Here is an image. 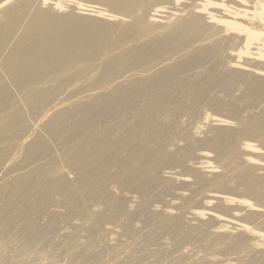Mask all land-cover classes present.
I'll use <instances>...</instances> for the list:
<instances>
[{
	"label": "bare ground",
	"instance_id": "1",
	"mask_svg": "<svg viewBox=\"0 0 264 264\" xmlns=\"http://www.w3.org/2000/svg\"><path fill=\"white\" fill-rule=\"evenodd\" d=\"M6 1L7 0H0V3H5ZM133 1L134 0H119L120 4H123L122 10L128 9L131 4L134 5L132 3ZM140 1L143 2V5L144 2H147L146 0H136V4ZM34 2L37 3L36 0H17L14 3L15 5H9L10 8L12 7L18 11V15L17 17L15 16L16 18L13 15L15 19H13L12 22L11 20L9 22V19L3 17L4 21L0 26V46L2 47V54H0V97H5V92L13 89L8 88V84H16L17 87L15 92L18 91V98L21 97L18 99L16 96L14 102H11V104H15L10 105V107L8 105L6 106L10 101L5 104V107L4 103H2L3 101L0 103V110H2L0 114V125L3 128L0 130V173H2V175H0V208L3 210H6V207L13 208L12 210L16 212V215L28 209V211L30 210L31 212L30 215L33 213L38 216V212L36 211H39V209L41 211V208L49 210L52 209V206L54 208L58 207L57 209L61 211L60 209L62 207L71 208V203L75 205L73 200L76 199V196L80 197V194L82 195L81 197H84L83 192H85V188L90 186L88 189H95L96 194L100 195L101 199L98 198L100 203L98 201L97 204L95 203V205L89 206L86 202L87 207L89 206L87 211L88 214L81 215V218H77L76 215L74 216L76 218L72 217L71 222H73V224L77 222L75 226L79 225V227L82 226L83 228V225L90 224L91 222L93 224L95 220V225L99 222L101 225L103 224L101 227L102 231L106 229L109 231L111 237L117 234L116 236H118V238L119 236L128 237V232L130 233L132 230V235L130 236L133 237L132 243L134 246L131 245L133 248L132 250L130 249V252H127L125 259L137 255L139 253L138 251L144 252L151 247L158 249H154L150 253L147 251V259H141L138 261L139 263L257 264L253 259L254 256L250 259L246 257L243 259L244 254L255 253V240L252 243V240L247 237L248 235L246 236L247 238H245V236L243 237L245 238V242H235L233 241L234 239L231 238L232 236H229L232 233L229 235L227 233H220L221 235H219V232L218 234L216 232L212 233L214 227L212 224H207V221L204 223L201 222L200 225L196 224L193 217H189L190 219H188L187 216V218H185L184 214L186 212L183 209L186 207H175L173 206V202L172 204L170 201L164 199L166 196L163 195H166L169 191L174 192L171 198L176 199V195L181 187H178V189L177 186L173 188L174 182H171L172 179L169 177L170 175L168 179L165 178L166 176H163V174L165 175V168L172 162L169 167H172V171L176 170L174 172L175 174H186L194 177L196 181L194 187L192 188L193 185L186 186L191 187L193 191V194L187 197V204H190V206L194 204L197 196L200 197L202 194H205V192L213 191L216 195L219 194V196L221 194H235V196L243 198H252L255 200L256 204L260 205V208L263 207L264 209V170L256 169L250 164H247L245 151L239 149V143L236 144V141L241 142L243 139L242 136L239 135L235 142L230 144V132H227V130H220L221 132L219 133L212 124L206 125V128L201 127L204 118L203 114L205 115L207 110L209 111V109L213 108L211 111L214 110L215 112L217 111V114L219 113L230 117L228 120L226 119L227 122L230 123L229 125L233 123L237 125L241 131L243 129L248 131L249 135L251 134V136L258 140L264 147V122H257L255 118L257 117L255 115L264 113V109L261 108L264 103L263 81L249 80L250 77L248 79L246 77L247 75H239V73L233 71L232 68L229 66L227 67V59L224 60L223 56L221 57L217 54V50L214 51V44V47L201 44L204 43V41L206 42L208 40L209 42L212 39L207 35L205 38H202L203 35L201 36V33L198 32L199 28H197L193 22L191 26L189 22L178 24L176 27L177 30L175 28L170 34L161 36L152 32V27L150 28L148 25H144L145 23L140 26L134 25L135 22H130L127 26L115 24V26H113V24H106L102 21L87 19L88 17L82 18L81 16L79 17V15L75 16L77 13L73 14V12L64 14L59 11L43 10L44 8L41 9L39 7L33 10L30 8V4ZM142 2L139 3L140 6ZM9 6L7 12L11 10ZM131 7L129 8L130 10ZM137 7H134L133 10L135 11ZM133 10L131 12H133ZM1 11L3 12V10ZM128 11L129 10L126 12ZM9 12L14 13L13 11ZM24 12H26L25 15L23 14ZM65 12L67 13V11ZM8 15L7 17L9 18ZM155 30L157 29L155 28ZM214 36L215 35H213V37ZM74 51L81 52V54L73 56L72 58L70 55H72ZM181 58H186L187 63L188 60L192 61L189 63H193L194 65L198 64L201 68L202 66L200 65L205 66L204 70L198 73L196 71L197 74L192 68L186 70V68L184 69L181 66L187 64L186 61L180 66H175L174 64L176 61H181L179 60ZM63 59H67L68 62L64 63ZM41 65H44V67H55V71H39L37 70L38 68L35 69L34 67H30L31 70L28 69L29 66L39 67ZM64 65L65 67L63 68L62 66ZM198 68L197 70H199ZM26 69H28V76L36 78L38 76H43V78L49 77L48 74H56V76L59 77L58 75L63 76L64 74H68L71 70H78L76 71L77 75L87 77L90 81L93 77L96 78L99 76L96 82L91 85L90 88H87L89 89L87 91L97 93L109 91L112 92V94L93 96L90 104H87L88 106H85V109H83L84 106L80 105L82 102H80V104L78 103L80 100L74 105H72V102L70 106L68 104L69 107H66L65 104L71 98H79V93L73 94L77 96L71 95L70 97L62 94L66 87L64 86L67 83L66 80L57 78L49 80L48 78L42 79V77V80H40L38 77L39 80L28 79L26 81L25 79L27 77L25 79L21 78L22 74H25ZM56 69H62V71H57ZM175 75L176 77H174ZM64 77L66 76L64 75ZM49 78H52V76ZM73 79L77 80L76 84H78L84 78L74 77ZM55 82L57 86L54 87L57 89L54 87L44 89V87H42V85L44 86L48 83ZM37 91L44 92V94L50 93L51 96L39 98L37 100L38 104L34 105V100L38 93ZM25 92L26 94H24ZM56 92L60 94H56ZM251 98H253V100ZM256 98H258V100L254 101ZM256 104H258V107H255ZM81 109L82 111H80ZM79 111L80 114L78 113ZM5 112L7 113L3 115ZM39 112L44 115L42 114L43 116L41 117L38 114L39 117L37 115ZM24 113L26 117L23 116ZM104 119L109 121V123L107 122L108 125H101V122H105ZM203 133H207V135L201 136ZM208 135H210V137H207ZM27 136H30V138L27 139ZM27 140H29L28 144H25ZM195 142H197L196 144L200 143L199 145L201 147L199 148L212 149L213 145L217 146L213 148L218 150L214 151V160L221 168L220 173L213 175L206 174L208 175L207 177L201 170L195 169L188 171L182 169L185 163L187 164L190 162V155H192L193 151H196V147L192 146ZM48 144L50 147L51 144L53 145L52 149H54V147L56 149L62 148V150H57L60 151L61 154H57V156L54 157L55 154L53 156L54 158H49L50 160H44L46 161L45 163L39 164L33 174L35 177L33 178V175L29 174L32 175L31 177L33 179L30 178L29 175V177H19L14 171L7 173L6 167L15 162L16 159L19 161L22 155V159H25L24 161L28 159L26 162H28L30 158H35V155L38 158L41 154L40 153L38 156V152ZM220 146H222V152ZM44 149L41 150V152L44 151ZM45 151H47V155H49L48 149H45ZM100 155H102V157ZM261 156L262 159H264V152ZM18 157L20 159H18ZM100 158L104 160L101 161ZM37 162L36 165L40 163ZM31 163L34 162L32 161ZM18 165L11 169H16L19 167ZM29 165L32 166V164ZM54 167H60L61 171L65 172L63 176L66 175V172H72L76 178L82 177L79 184L81 185L79 187L81 189L74 188V182L70 181L69 175L68 177L70 180L67 179V181L62 178V173H60V179L57 177V180L55 178L52 180L51 178L53 177H50V173ZM31 170L32 169H30L29 172ZM87 172H90L92 175L95 173V175H98L101 179L98 177L100 180L97 181L91 174L92 177L87 178L90 176L86 175ZM85 175L87 179L84 178ZM70 176L72 178V175ZM89 179H91V181ZM68 180L72 183L70 184L73 187L67 183ZM78 180L80 181V179ZM131 180H134L136 183L138 182L136 187L131 186ZM79 181L76 180L75 183ZM8 190L11 192L9 199H1V196L5 194V192H7V196H9ZM26 190L27 195H29L28 197L24 196ZM89 191L88 194H90ZM187 191H191L190 188H187ZM22 194L25 199L23 198L24 200L19 204L18 201L20 202V196H22ZM187 194H189V192H187ZM92 195L94 196V192ZM92 195L91 197L89 195V197H98V195H95V197H92ZM168 195L170 194H167V196ZM83 202H85V198L81 204ZM180 204L178 205H183ZM79 205L77 204V206ZM82 205L79 207H82ZM156 205L160 207V211H151L150 208ZM202 205L203 204H201V206ZM222 206L221 203H218L217 208L214 207V209H216L215 211H220L221 214L224 211L227 212V209H224ZM171 208L177 211L173 214L169 211ZM44 209V213L47 212ZM5 210L4 212L7 215ZM9 210L10 209H8V211ZM79 211L80 213L77 212L78 215L81 214L82 211L84 212L83 214L86 213V210ZM163 211H165V214H161ZM226 212H224V214ZM231 212H233V210ZM49 213L47 212L48 216ZM228 213L226 215L230 216ZM51 214L54 217L52 212L50 215ZM65 214L66 213L60 214L59 212L55 214L58 222L60 221L64 226L66 224L65 216L67 215ZM2 215L4 216L3 213ZM12 215H15V213ZM12 215L9 219L12 218ZM27 215H29V213ZM39 215L41 214L39 213ZM23 216H19V218L21 219ZM43 216L41 218L45 217ZM68 216H71V214L69 213ZM35 217L36 216H34V218ZM49 217L48 222L53 221L52 219L49 221ZM14 218H12V220ZM23 218L26 219L25 217ZM41 218H37L36 220L39 221L38 219ZM239 218L245 222L243 223L245 226L249 227L255 225L251 222L252 220L259 222V226L256 225L253 228H264V211L262 213L256 211L255 214L246 213ZM176 220H179L183 223V226L185 225L187 227L184 226L186 229L180 231L181 233L183 232L182 234L177 233L178 229H173V227L177 226ZM6 221L7 219L2 217L0 220V227L6 225ZM32 221H34V219ZM32 221L30 223H32ZM44 221L47 222V220ZM134 221H136V225L130 228L129 224ZM179 221L178 223H180ZM9 222L10 221H8V224ZM20 222H18V225ZM25 223L27 225L28 222L25 221ZM61 223H59L58 226H60ZM181 223L179 225H181ZM36 224L33 222V227ZM51 224L53 223L51 222ZM54 224L56 223L54 222ZM20 226L21 225L18 227ZM87 226L89 227V225ZM72 227L73 225L71 227L68 225L67 228L65 226L66 232L71 233V231H74ZM171 230H173L172 233L176 231L175 234L179 235V237H183L185 240L180 241V239H178V241H176L173 239L172 241L167 239L173 238L171 237L172 235L174 236ZM234 230L237 231L235 228ZM61 231L64 232L65 230L63 229ZM159 231L161 234H164V236L153 237L152 233ZM105 232L101 233L100 231L103 235ZM239 232L240 233L236 235H243L241 231ZM22 233L23 235L19 236L26 241V238H23L24 232ZM1 235L2 234H0V237ZM79 237L83 240L86 239L85 236ZM106 237H108V235ZM19 238L17 236V239ZM121 238H119V240ZM17 239L15 240L16 243ZM97 240L94 242H97ZM116 240L118 241V239ZM238 240L240 241L239 237ZM94 242L86 241V243L89 244H87L89 248L90 246L92 247V250V243ZM120 242L121 241H119V244ZM10 244L13 245V243ZM119 244L117 247H119ZM125 245L124 247H122V245L120 246L121 248L119 247L120 252L125 248ZM9 246L10 245L6 248ZM96 247L97 249L98 247L101 249L99 244ZM2 249L3 248L0 246V251H2ZM86 249H88V247H86ZM136 252L138 253L136 254ZM94 253L100 254V251L98 250V252ZM123 253L124 252H122V254ZM7 254L9 255V253ZM179 254L181 257H179ZM116 255L117 254L113 255V257ZM174 255H178L177 259H173ZM93 257L94 256L90 258ZM148 258L150 260H148ZM128 260H130V258L127 260H119L118 264H131L132 262L129 263ZM86 262L83 261L82 264H86Z\"/></svg>",
	"mask_w": 264,
	"mask_h": 264
},
{
	"label": "rangeland",
	"instance_id": "2",
	"mask_svg": "<svg viewBox=\"0 0 264 264\" xmlns=\"http://www.w3.org/2000/svg\"><path fill=\"white\" fill-rule=\"evenodd\" d=\"M17 1V0H7L5 3H0V11L1 10H3V12L1 11L0 12V26L2 25V23H3V21H4V18L5 19H9V22H10V20H11V22H12V20L13 19H15L16 17H17V15H18V11H16L14 8H10V6H12V5H15L14 3ZM37 1V3L36 2H34V3H31L30 4V8L31 9H35L36 7H39V8H41V9H43V10H51V11H59V12H63L64 14H68V12H73V14L75 13H77L75 16H78L79 15V17L81 16L82 18L84 17V18H87V19H94V20H96V21H102V22H105L106 24H113V26H115V25H119V26H121V25H129V23L130 22H135L134 23V25H143L144 23V25H148L150 28L152 27V29H154V30H152L151 29V31L152 32H155V33H157V34H159V35H161V36H165V35H168V34H170V32L171 31H173L177 26H178V24H183V22H189V24H190V26H191V24H192V22L194 23V25L195 26H197V28H199V30H198V32H200L201 33V36H202V38H205L206 37V35L207 36H209L212 40L211 41H209L208 42V40L205 42L204 41V43H201V44H205V46H213V44H214V51H216L217 50V54H219V56H223V59L224 60H226L227 61V67L229 66L230 68H232V70L233 71H235L236 73H239V75H241V74H243L242 76H244V75H247L246 77L249 79V77H250V79L249 80H257V81H259V82H262L263 81V83H264V0H146L147 2L145 3L144 2V5H143V2L142 1H140V2H142L141 4V6L139 5V3H137L136 4V0H134L132 3L134 4V5H130V7H131V10L128 8V9H126V10H122V5L123 4H120V2H119V0H36ZM145 1V0H144ZM11 3H13V4H11ZM9 6V9H11V10H9V11H13L14 13H16V14H14V13H10L9 11L7 12V8H8V6ZM36 5H38V6H36ZM7 6V7H6ZM32 6V7H31ZM42 6V7H41ZM139 8H138V7ZM3 7H5V8H3ZM134 7H137L136 9H135V11L133 10V8ZM3 8V9H2ZM5 9V10H4ZM71 10V11H70ZM74 10V11H73ZM127 10H129L128 12H126ZM133 10V12H131ZM65 11H67V13L65 12ZM127 14H126V13ZM135 12V13H134ZM9 15H8V14ZM129 13V14H128ZM131 13V14H130ZM132 13H134V14H132ZM5 14H6V16H5ZM24 15L26 14V12H24L23 13ZM7 15L9 16V18L7 17ZM12 15V16H11ZM13 15H14V17H13ZM127 15H129V16H127ZM4 17V18H3ZM11 17V18H10ZM90 17V18H89ZM132 17V18H131ZM103 19V20H102ZM122 22V23H121ZM138 22H140V23H138ZM143 22V23H142ZM182 22V23H181ZM138 23V24H137ZM147 23V24H146ZM115 24V25H114ZM138 26V27H139ZM155 28L157 29V30H155ZM194 29V28H193ZM176 30H177V28H176ZM216 32V33H215ZM214 33V34H213ZM156 34V35H157ZM213 35H215L214 37H213ZM215 39V40H214ZM221 43V44H220ZM207 44V45H206ZM216 44V45H215ZM221 45V46H220ZM224 47V48H223ZM217 48V49H216ZM0 54H2V47L0 46ZM219 49V50H218ZM222 50V51H221ZM10 54V53H9ZM81 54V52H78V51H74V53L72 54V55H70V56H72V58H73V56H78V55H80ZM183 58V57H182ZM179 59V60H181V61H176V63L174 64L175 66H180L182 63H184L185 61H186V63H187V60H186V58H184V59ZM63 62L64 63H67L68 62V60L66 59H63ZM189 62H192V61H189L188 60V63L187 64H184V65H181L184 69L186 68V70L188 69V68H192L193 69V71L196 73V71H197V73L199 72V71H201V70H204V67L205 66H203V65H200V66H202V68L201 67H199L198 66V64H193V63H189ZM191 65V66H190ZM193 65V66H192ZM30 67H34L35 69H37V70H39V71H55L54 69H55V67H49V66H46V67H44V65H41V66H29L28 67V69H30L31 70V68ZM44 67V68H43ZM63 68L65 67V65L64 66H62ZM199 67V68H198ZM197 68L199 69V70H197ZM201 68V69H200ZM28 69H26V71H25V74L23 73L22 74V76H21V78H26L25 80L27 81L28 79H35V80H42V79H53V78H57V79H61V80H66L67 81V83H66V85H64V86H66L65 88H64V92L62 93L64 96H77V95H73V94H75V93H79L78 94V96H79V98L78 99H74V98H71L65 105H66V107H69L71 104H72V102H73V104L72 105H74L78 100H80L78 103L80 104V102H82V104H80L81 106H84L83 107V109H85L89 104H90V102H91V98L93 97V96H104V95H108V94H112V92H91V91H87V90H89V89H87V88H90L91 87V85H93L95 82H96V79L99 77H93V78H95V79H91V81L89 80V78H87V77H81V76H79V75H77V73H76V71H78V70H71V71H69V73L68 74H64L66 77H64V75L63 76H61V75H58L59 77H57L56 76V74L55 75H53V74H48L49 75V77H51L52 76V78H49V77H44L43 78V76H38L39 77V79H38V77L36 78V77H33V76H28L29 74H27L28 73ZM57 70V69H56ZM57 71H62V69H58ZM63 71H64V69H63ZM65 73V72H64ZM76 73V74H75ZM196 73V74H197ZM47 75V76H48ZM41 77H42V79H41ZM61 77V78H60ZM74 77H76V78H84V79H82L78 84H76V81L77 80H74L73 78ZM174 77H176V75L174 76ZM3 78V77H2ZM63 78V79H62ZM67 78V79H66ZM252 78V79H251ZM86 79V80H85ZM260 80H262V81H260ZM72 81V82H71ZM74 81V82H73ZM82 81H84V82H82ZM87 81V82H86ZM70 82V83H69ZM81 82H82V85H81ZM182 82H183V80H182ZM42 83V82H41ZM85 83V84H84ZM43 84V83H42ZM80 84V85H79ZM12 85V86H11ZM8 84L7 86H8V88H10V89H12V90H14V91H8V92H5V94H6V96H5V94H4V96L6 97H0L1 98V100H0V103L2 102V103H4V107H5V104L6 103H8L9 101H10V103H8V104H6V106L8 105L9 107H10V105H13V104H15V103H12L11 104V102H14V99H16V96H17V98L19 97L18 96V94H19V92L18 91H16L15 92V89H16V87H17V85L16 84ZM14 85H15V87H14ZM76 87H75V86ZM54 86H57V83L55 82V83H48L47 85H42V87H44V89H46V88H52V87H54ZM75 87V88H74ZM79 87V88H78ZM55 89H57L56 87H54ZM53 88V89H54ZM78 88V89H77ZM85 89H86V91H85ZM77 90V91H76ZM83 90V91H82ZM85 91V92H84ZM38 92V93H37ZM37 92H35V93H37L36 94V98H35V100H34V105H37L38 103H37V100L39 99V98H43L44 96H51V94L50 93H46V94H44V92H39V91H37ZM66 92H67V94H66ZM71 92V93H70ZM16 93V94H15ZM18 93V94H17ZM81 93V94H80ZM85 93V94H84ZM88 93V94H87ZM94 93V94H93ZM0 94H1V92H0ZM9 94V95H8ZM13 94V95H12ZM24 94H26V92L24 93ZM40 94V95H39ZM56 94H60V93H58V92H56ZM84 95H86V96H84ZM10 96V97H9ZM11 96H14V97H11ZM84 96V97H83ZM9 97V98H8ZM89 97V98H88ZM21 98V97H20ZM20 98H18V99H20ZM84 98V99H83ZM90 99V100H89ZM252 100H253V98H251ZM84 100V101H83ZM86 100V101H85ZM255 100H258V98H256V99H254V101ZM50 101H51V99H50ZM50 101H49V103H50ZM75 101V102H74ZM87 102V103H86ZM253 102V101H252ZM264 102V101H263ZM51 103H52V101H51ZM68 104H69V106H68ZM88 104V105H87ZM65 105H64V107H65ZM86 106V107H85ZM65 107V108H66ZM255 107H258V104H256L255 105ZM261 108L262 109H264V103L262 104V106H261ZM213 109V108H212ZM212 109H209V111H211ZM62 110V109H61ZM1 111L2 110H0V114H1ZM80 111H82V109L80 110ZM80 111L78 112L79 114H80ZM208 110L205 112V115L203 114V121H202V123H201V127H207L209 124H212L213 126H214V128H215V130H218V132L220 133L221 131L220 130H227V132H230V137H229V142H230V144H233L234 142H235V140H236V138L240 135V136H242V140H241V142L240 141H236V144L237 143H239L238 144V146H240L239 147V149H243L244 151H245V159H246V162H247V164H250L251 166H253V167H255L256 169H262V170H264V159H262V154H263V152H264V147L262 146V144L258 141V140H256V139H254L252 136H251V134L249 135V132L248 131H246V130H240L239 129V127L237 126V125H234L233 123L231 124V125H229L230 123L229 122H227V120H228V118H230V117H228V116H226V115H223V114H217V111L215 112L214 110L213 111H211V112H209ZM213 112V113H212ZM7 112H5V113H3V115H5ZM40 115L41 117L44 115L43 113H37V115ZM43 114V115H42ZM38 115V116H39ZM23 116H25V113L23 114ZM39 116V117H40ZM255 116H257V117H255L256 118V120H257V122H264L263 120H264V113L263 114H257V115H255ZM26 117V116H25ZM216 117V118H215ZM213 118H215V119H213ZM227 119V120H226ZM105 120V122L103 121V123L101 122V125H108V123H109V121L107 120L106 121V119H104ZM108 122V123H107ZM107 123V124H106ZM3 125V124H2ZM207 125V126H206ZM18 127V126H17ZM1 129H3L2 128V126L0 125V130ZM237 130V131H236ZM233 131V132H232ZM206 132H207V130H206ZM247 132V133H246ZM207 135V133H203L201 136H206ZM244 135V136H243ZM248 135V136H247ZM207 137H210V135H208ZM252 137V138H251ZM27 139L28 138H30V136H27L26 137ZM250 138V139H249ZM245 139H247V140H245ZM28 141L29 140H27V142L25 143V144H28ZM227 141H228V139H227ZM197 142H195L194 143V145H192V146H195L196 148V151L194 150L193 151V153H192V155H190L191 156V158L189 159V161L191 162H188V161H186V162H188L189 163V165H188V163L186 164L185 163V165H184V167L182 168V169H184V170H188V171H192V170H201V172L203 173V174H217V173H220V171H221V168L215 163V160H214V156H215V153H214V151H218V150H216V149H213V148H216L217 146H212V149H208V148H199V147H201L199 144L201 143V141H200V143L199 144H196ZM48 148H47V147ZM46 146H44V148L47 150L48 149V154L49 155H47V151H45V149H44V151H42L41 152V150H43V149H41L39 152H38V156H39V154L41 153V154H43V155H41L40 154V156L38 157L39 158V161H38V158L36 157V155L34 156L35 158H30V160L28 161V162H26V161H24L22 158H23V155H22V157H21V159L18 157V159H20L19 161L16 159L15 160V162H13V163H11L9 166H7L6 167V170H7V173H9L10 171H14V173L17 175V176H22V177H24V176H27V177H29L30 176V178H32L31 176L35 173L34 171L37 169V166L39 165V164H41V163H45L46 161H44V160H47V159H52V157L54 156V157H56L57 156V154L59 155V154H61V152L60 151H57L58 149L59 150H62V148H58V149H56L55 147H54V149H52L53 148V145L51 144V147H50V145L48 144V145H46ZM181 147H184V146H181ZM221 148H220V150H221V152H222V146H220ZM263 147V148H262ZM51 148V149H50ZM185 148V147H184ZM187 148V147H186ZM51 150H52V152H51ZM58 152V153H57ZM260 152V153H259ZM52 153V154H51ZM63 153V152H62ZM262 153V154H261ZM51 154V155H50ZM43 156V157H42ZM45 156V157H44ZM47 156V157H46ZM49 156V157H48ZM101 157H102V155H100ZM99 156V157H100ZM193 156V157H192ZM256 156V157H255ZM41 157H42V159H41ZM53 157V158H54ZM98 157V158H99ZM261 157V158H260ZM49 159V160H50ZM101 159V158H100ZM48 160V161H49ZM104 160V159H103ZM102 159H101V161H103ZM17 161V162H16ZM25 163V165H24V163ZM34 162V163H31V162ZM38 161V162H40V163H38L37 165H36V162ZM15 163V164H14ZM172 163V162H171ZM171 163L170 164H168L167 165V167L165 168V171H164V173H165V175L163 174V176H166L165 178H168L169 179V177L172 179V183H173V188H175L176 186H177V189H178V187H181V189L179 190V192H178V194L176 195V197L178 198H176V199H173V198H171L172 197V194L174 193L173 191H169V192H167V194H170V195H168L167 196V194L166 195H163V196H166V198L164 197V199H166L167 201H170L172 204H173V206H175V207H180V208H184V207H186V208H184L183 210L186 212L185 214H184V216H185V218H187V216H188V219H190V218H194V222L196 223V224H201V222L202 223H204V222H206L207 221V224H212V226H214L213 227V229H212V233H214V232H216L217 234H218V232H219V235H221L220 233H224V234H230V233H232V234H230L229 236H232L231 238L232 239H234L233 241H235V242H245V238H247V237H249L251 240H252V243H253V241L255 240V253L254 254H252V253H246V254H244V256H243V259L246 257L247 259H250L251 257H253L254 256V260H255V263L257 262V264H263L264 263V228H261V227H256V228H253V227H255L256 225H258L259 226V222H255V221H252L251 220V222H253L255 225H253V226H245V225H243V223H245L244 221H242L241 220V218H239V217H242L244 214H246V213H249V214H255L256 213V211H258L259 213L261 212H263L264 211V209H263V207L262 208H260V205H258V204H256V202H255V200H253L252 198H249V197H245V198H243V197H239V196H235V194L233 195V194H221L220 196H219V194H217L216 195V193H214L213 191L212 192H205V194H202L200 197L199 196H197V198H196V200L194 201V204L192 205L191 204V206H190V204H187L188 202H187V197H189V196H191L192 194H193V191H192V188L194 187V185L196 184V181L194 180V177L193 176H189V175H179V174H175L174 172L176 171L175 169H173V170H175V171H172V167H169L170 165H171ZM193 163V164H192ZM14 164V165H13ZM19 164V165H18ZM23 164V165H22ZM28 166H27V165ZM29 164H32V166L31 165H29ZM34 164V165H33ZM254 164V165H253ZM16 165H18L19 167H15L16 169H11L12 167H14V166H16ZM35 165H36V168H35ZM257 165V166H256ZM21 166V167H20ZM34 166V167H33ZM173 166V165H172ZM189 166V167H188ZM262 166V167H261ZM27 167V168H26ZM28 167H29V170L30 169H32L30 172H32V173H30L29 172V170H28ZM31 167V168H30ZM33 167V168H32ZM169 167V168H168ZM194 167V168H193ZM8 168H10V169H8ZM19 168V169H18ZM168 168V169H167ZM189 168H191V169H189ZM26 169H27V171H26ZM56 171H55V170ZM54 169L52 168V170H51V173H50V177L52 176L53 178H51L52 180H54V178L56 179L57 177H59V179L61 178V174L60 173H62V178H64L66 181H67V179H69V177H70V181L71 182H74L73 184V186H74V188H76V189H81V188H79L81 185H79L80 184V182H81V180H82V177L80 178V177H78V178H76V176L75 175H73L72 174V172H66V175H64L63 176V174H65V172H62L61 171V168L60 167H54ZM167 169V170H166ZM170 169V170H169ZM5 170V171H6ZM9 170V171H8ZM20 170H23V171H25V172H23V171H20ZM54 170V171H53ZM58 170V171H57ZM59 171H61V172H59ZM19 174H18V173ZM22 172V173H21ZM52 172H54V173H52ZM59 172V173H58ZM3 173H5V172H3ZM6 173V174H7ZM70 173V174H69ZM88 173V174H87ZM86 173V175L87 176H89L91 173L90 172H87ZM5 174V175H6ZM24 174H26V175H24ZM29 174H32V175H29ZM60 174V175H59ZM174 175V177H173V175ZM0 175H2V173H0ZM29 175V176H28ZM54 175V176H53ZM68 175H69V177H68ZM70 175H72V178H71V176ZM86 175H85V177L84 178H86ZM92 175V174H91ZM89 176V177H87V178H90V177H92V176H94V178L97 180V181H99L100 179H101V177H99L98 175H95V173H93V175L92 176ZM170 175V176H169ZM175 175H178V176H175ZM75 176V177H74ZM97 176V177H96ZM169 176V177H168ZM207 177H208V175H206ZM35 176L33 175V178H34ZM66 177H68V178H66ZM100 179H99V178ZM32 178V179H33ZM73 178H74V180H73ZM86 178V179H87ZM77 181H79L78 179H80V181L79 182H77V183H75L76 182V180ZM109 179V178H108ZM57 180V179H56ZM69 180H68V182L67 183H71V182H69ZM90 181H91V179H89ZM132 181V180H131ZM130 181V182H131ZM135 181H137V180H135ZM172 183H171V187H172ZM72 184V183H71ZM70 184V185H71ZM134 184H136V185H134ZM137 184H138V182L136 183V182H134V180L131 182V186H133V187H136L137 186ZM174 184H175V186H174ZM193 185V186H192ZM72 186V185H71ZM72 186V187H73ZM76 186V187H75ZM92 186V185H91ZM186 186H192V188L191 187H186ZM90 186H88L87 188H85L86 190H85V192H83V196L84 197H81L82 195H80L79 194V196L80 197H78V196H76V199H74V197H73V203L75 204V205H73L72 203H71V205H72V207L70 208H68V207H66V208H68L69 209V211H71V212H69L68 211V209H66V208H61L60 206V210L61 211H59L57 208L58 207H53L52 206V209H49V210H46V209H44V208H41V211H40V209H39V211H36V212H38L37 214H38V216H40V217H38L37 215H35V214H33V216H32V214L30 215V210L28 211V209H26V210H23V212L21 213H18L19 215H16V212L14 211V210H12L13 208H9V207H6V212H7V215H6V213L4 212V210L3 209H1L0 208V210H1V213H0V218L2 219V217L4 218H6L7 219V221H6V225H2L1 227H0V232H2V233H0V234H2L1 235V239H0V246H1V248H3L2 249V251H0L1 253H0V259L2 260H0V264H82V262L84 261V262H86V264H108V263H110V264H118V262H119V260H127L128 258H130V260H128V262L130 263V262H132L131 264H138L139 262V260H146L147 258L146 257H148L147 256V251H149V253L151 252V251H153L154 249H158V248H151L150 247V249H148V250H145L144 252H140V251H138V252H136V254L137 255H135V256H133V257H128L127 259H125L126 258V254H127V252L129 251H131L132 250V248H133V243H132V239H133V237L132 236H130V235H132V230L130 231V233L128 232V237L126 236V237H122V236H119V238H121L120 240H119V238H118V236H116L117 234H115V236H116V238H115V236L114 237H111L110 235H109V231L108 230H106V232L108 233H106L105 232V230L104 231H102V225H101V223L99 224V223H97V225H95V223L96 222H94L93 221V224H92V222L89 224H86V225H83V228H84V231H83V228H82V226H80L79 227V225H77V226H75L76 225V223H74L73 224V222H71V220H72V217L73 218H76V217H74V216H76L77 215V218H81V215L83 216V215H86V214H88V209H89V206L90 205H95V203L97 204V202L99 201V203H100V200L98 199V198H100L101 199V197H100V195L99 194H96V192H95V189H92V190H90V189H88ZM184 187H186V188H184ZM187 188H190V190L191 191H187ZM74 190V189H73ZM90 192V194H88V191ZM87 191V192H86ZM94 192V196L92 195L93 194V192ZM187 192H189V194H187ZM24 194V193H23ZM23 194H22V196H20V202L18 201V203L19 204H21L22 202L21 201H23L24 199H25V197L24 196H29V195H27V190L25 191V194H24V196H23ZM85 194V195H84ZM88 194V195H87ZM3 195H4V197H3ZM1 197V199H3V200H5V199H9V197H10V195H11V192L8 190V195L9 196H7V192H5V194H3ZM33 195H35V194H33ZM76 195V194H75ZM77 195H78V193H77ZM87 195V196H86ZM89 195H90V197H91V195H92V197H95V195H98V197L96 196L95 198H90L89 197ZM188 195V196H187ZM203 195H206V196H203ZM8 198H7V197ZM229 196V197H228ZM77 197H78V199H77ZM86 197H89V198H86ZM196 197V196H195ZM201 197H203V198H201ZM220 197V198H219ZM24 198V199H23ZM34 198V197H33ZM54 198V197H53ZM84 198H85V202H83L82 204H81V202L82 201H84ZM185 198V199H184ZM225 198V199H224ZM55 199V198H54ZM88 199V200H87ZM183 199V200H182ZM76 200V201H75ZM87 200V201H86ZM91 200H93V201H91ZM97 200V201H96ZM79 201V202H78ZM89 201H91L92 203H94V204H92L91 202H89ZM94 201H96V202H94ZM183 203H182V202ZM197 201V202H196ZM88 204H87V203ZM79 205H82V207H79V206H77V204ZM176 203H178V204H183L182 206H179L178 204H176ZM218 203H221L223 206V208L224 209H227V212L226 211H224V212H226L225 214H224V212H222V214H224V215H222L221 214V212L220 211H215L216 209H214V207H216L217 208V205H218ZM224 203V204H223ZM235 203V204H234ZM250 203V204H249ZM89 205L88 207H87V205ZM180 204V205H181ZM188 206H187V205ZM201 204H203L202 206H201ZM85 208H84V207ZM91 206V207H92ZM198 206V207H197ZM199 206H201V207H199ZM87 207V208H86ZM90 207V208H91ZM189 207V208H188ZM192 207V208H191ZM203 207V208H202ZM206 207H207V210H206ZM209 207H210V209H209ZM229 207V208H228ZM74 210H73V209ZM191 208V209H190ZM213 210H212V209ZM246 208V209H245ZM8 209H10L11 211H12V214L13 213H15V215H12L11 214V211L9 210L8 211ZM43 209L45 210V211H47L48 213L50 212H52L53 213V215H54V217L52 216V214L50 215V213H49V216L47 215V212H45L44 213V211H43ZM64 209H66V210H64ZM151 209V211H153V212H158V211H160V207L159 206H154V207H152V208H150ZM190 209V210H189ZM230 209H232L233 210V212H231L232 210H230ZM263 209V210H262ZM2 210H3V212H2ZM58 210V211H57ZM64 210V211H63ZM79 210H86L85 212V214H83L84 212L82 211V213L81 214H79L78 215V213L77 212H79L80 213V211ZM188 210V211H187ZM200 210V211H199ZM229 210V211H228ZM25 211V212H24ZM63 211V212H62ZM67 211H68V214H67ZM73 211V212H72ZM76 211V212H75ZM167 211V210H166ZM171 213H173L174 214V212H176L177 210H174L173 208H171V210H169ZM179 211V210H178ZM206 211V212H205ZM251 211V212H250ZM8 212H10V213H8ZM35 212V213H36ZM42 212V213H41ZM66 213L65 215V221H66V224H65V226H66V228L68 227V225L71 227L72 225H73V227L72 228H74L73 230L74 231H71V233H73V234H71L70 232H66V228H65V226L64 225H62V223L59 221L58 222V220H57V218H56V216H55V214L56 213ZM74 212H75V214H74ZM125 212V211H124ZM203 212V213H202ZM229 212V213H228ZM232 214H231V213ZM2 213L4 214V216L2 215ZM29 213V215H27ZM39 213L44 217V218H41L42 216L41 215H39ZM69 213L71 214V216H68L69 215ZM165 214V211H163L161 214ZM192 213V214H191ZM220 213V214H219ZM229 214L230 216H227L226 214ZM9 214V215H8ZM24 216H23V215ZM72 214H74V215H72ZM187 214V215H186ZM8 217H6V216ZM12 215V218H14L13 220H12V218L11 219H9L10 218V216ZM200 215H202V216H200ZM19 216L21 217V216H23V217H25L26 219H29V218H31V219H29V220H26V219H24L23 217L20 219L19 218ZM31 216V217H30ZM34 216H36L35 218H34ZM52 216V217H51ZM239 216V217H238ZM28 217V218H27ZM32 217H33V219H34V221H32L33 219H32ZM48 217L50 218L49 219V221H51V219L53 220V221H51L53 224H51V222H48ZM190 217V218H189ZM37 218H41V219H38L39 221H37L36 219ZM71 218V219H70ZM239 218V219H238ZM0 219V220H1ZM21 221H19V220ZM54 219H56V220H54ZM67 219H68V221H67ZM198 220V221H196V220ZM212 219V220H211ZM44 220H47V222L46 221H44ZM239 220H241V221H239ZM8 221H10L9 222V224H8ZM14 221H15V223H14ZM25 221H27L28 223H27V225H26V223H25ZM32 221V223H30ZM43 221H44V223H43ZM71 222V224H70V222ZM177 221V226L176 227H173V229L175 228V229H178V231H177V233L178 234H182L180 231H184L186 228L183 226V223H181L179 220H176ZM178 221L181 223V225H179L180 223H178ZM199 221H200V223H199ZM13 222V223H12ZM18 222H20L19 223V225H21L20 227H18L19 225H18ZM24 222V223H23ZM33 222H34V224H36L37 222V224L36 225H34V227H33ZM46 222V223H45ZM54 222L57 224H54ZM67 222H68V225H67ZM210 222V223H209ZM215 222V223H214ZM11 223V224H10ZM22 223V224H21ZM30 223V224H29ZM41 223V224H40ZM43 223V224H42ZM47 223H49V224H47ZM59 223H61L60 224V226H58L59 225ZM47 224V225H46ZM92 224V225H91ZM176 224V223H175ZM214 224V225H213ZM232 224H234V225H232ZM25 225V226H24ZM62 225V226H61ZM87 225H89V227L87 226ZM100 227H99V226ZM134 225H136V221H134V222H132L131 224H129V226H130V228H131V226L132 227H134ZM220 225V226H219ZM4 226V227H3ZM7 226V227H6ZM9 226V227H8ZM12 226V227H11ZM24 226V227H23ZM28 226V227H27ZM31 226H32V228H31ZM46 226V227H45ZM85 226V227H84ZM95 226V227H94ZM98 226V227H97ZM179 226V227H178ZM216 226H218V227H216ZM16 227V228H15ZM25 227H26V229H28V230H26L25 229ZM91 227V228H90ZM216 227V228H215ZM238 227H240V228H238ZM251 227V228H250ZM1 228H4V229H1ZM23 228V229H22ZM34 228V229H33ZM49 228V229H48ZM60 228V229H59ZM88 228V229H87ZM98 228V229H97ZM103 228H104V226H103ZM172 228V227H171ZM182 228V229H181ZM184 228V229H183ZM234 228L235 229H237V231H235L234 230ZM23 231H22V230ZM25 229V230H24ZM30 229V230H29ZM48 229V230H47ZM59 229V230H58ZM65 230L64 232L63 231H61V230ZM79 229V230H78ZM32 230H34V231H32ZM36 230V231H35ZM252 230V231H251ZM256 230V231H255ZM27 231V232H26ZM31 231V232H30ZM93 231V232H92ZM97 231V232H96ZM100 231H101V233L103 232H105V236L103 235V234H101L100 233ZM239 231H241V233H243V235H236V234H239L240 232ZM245 231V232H244ZM22 232H24V236H23V238H26V241H25V239H22L20 236L21 235H23V233ZM34 232V233H33ZM54 232H55V234H54ZM76 232V233H75ZM88 232V233H87ZM173 232V230H171V233ZM175 233H176V231H174ZM27 233V234H26ZM31 235H30V234ZM63 233V234H62ZM69 233V234H68ZM82 233H83V235H82ZM86 235H85V234ZM98 233H100V234H98ZM161 234V232L159 231V232H156V233H152L153 234V237H161V236H164V234ZM175 233H172V234H174V236H178V237H174L173 235L171 236V237H173V238H167V239H170V240H172L173 241V239L174 240H176V241H178V239H180V241H182V240H185L183 237H179V235H176ZM235 233V234H234ZM58 234H59V236H58ZM108 235V237H106L107 235ZM246 234V235H245ZM6 237H5V236ZM12 235V236H11ZM20 235V236H19ZM29 235V236H28ZM61 235V236H60ZM99 235V236H98ZM103 235V236H102ZM234 235H235V237H234ZM248 235V236H247ZM250 235V236H249ZM15 236V237H14ZM17 236H18V238L19 239H17ZM50 236V237H49ZM52 236H53V238H52ZM79 236H85V240L86 241H92V242H94V241H96L97 239H99V240H97V242H94V243H92V246H93V250H92V247L90 246V248H89V244L88 243H86V241L85 240H83V239H81ZM92 238H90V237ZM98 236V237H97ZM101 236V237H100ZM245 236V238H243ZM247 236V237H246ZM61 237V238H60ZM81 239H79V238ZM97 237V238H96ZM104 237V238H103ZM237 237V238H236ZM238 237L240 238V241L238 240ZM70 240H69V239ZM95 238V239H94ZM114 238V239H113ZM242 238H243V241H242ZM5 240V241H3V240ZM14 239V240H13ZM17 239V243H16V240ZM94 239V240H93ZM106 239V240H105ZM116 239H118V241L116 240ZM130 239V240H129ZM34 240V241H33ZM57 240V241H56ZM69 240V241H68ZM80 240V241H79ZM115 240V241H114ZM67 241V242H66ZM83 241V242H82ZM117 241V242H116ZM119 241H121L120 242V244H119ZM15 242V243H14ZM21 242V243H20ZM72 242V243H71ZM73 242H74V244H73ZM105 242V243H104ZM123 242V243H122ZM128 244H127V243ZM10 243H13V245L12 244H10ZM20 243V244H19ZM30 243H31V245H30ZM96 243V244H95ZM101 246V249H100V247H98V249H97V247L96 246H98V244ZM108 243V244H107ZM109 243H111V244H109ZM130 243V244H129ZM2 244V245H1ZM88 244V245H87ZM95 246H94V245ZM117 244V245H116ZM118 244H119V247L122 245V247H124V245H125V248L122 250V252H124L123 254H122V252H120V248L119 247H117L118 246ZM263 244V245H262ZM8 245H10L8 248H6ZM12 245V246H11ZM19 245V246H18ZM67 245H69V246H67ZM112 245V246H111ZM128 245V246H127ZM131 245H133L132 247H131ZM15 248H14V247ZM23 246V247H22ZM57 246H58V248H57ZM60 246V247H59ZM85 246V247H84ZM127 246V247H126ZM130 246V247H129ZM136 246H138V245H136ZM25 247V248H24ZM28 247V248H27ZM38 247V248H37ZM76 247V248H75ZM85 249H84V248ZM86 247H88V249H86ZM95 247V248H94ZM5 248V249H4ZM12 248V249H11ZM21 248V249H20ZM28 250H27V249ZM135 248V247H134ZM15 249V250H14ZM18 249H19V251H18ZM112 249V250H111ZM117 249V250H116ZM126 249H127V251H126ZM131 249V250H130ZM137 249H139V248H137ZM13 250H14V253H13ZM50 250V251H49ZM68 250V251H67ZM98 250L100 251V254H97V253H94V252H98ZM116 250V251H115ZM125 250V251H124ZM261 252H260V251ZM263 250V251H262ZM25 251V252H24ZM43 251V252H42ZM84 251V252H83ZM103 251V252H102ZM112 251V252H111ZM39 252V253H38ZM59 252V253H58ZM92 254H90V253ZM102 252V253H101ZM106 252V253H105ZM108 252V253H107ZM111 252V253H110ZM120 252V253H119ZM126 252V253H125ZM3 253V254H2ZM7 253H9V255L7 254ZM32 253H33V255H32ZM43 253V254H42ZM88 253V254H87ZM105 253V254H104ZM110 253V254H109ZM12 254V255H11ZM14 254V255H13ZM79 254V255H78ZM109 254V255H108ZM115 254H117L116 256H114L113 257V255H115ZM120 254V255H119ZM256 254V255H255ZM8 255V256H7ZM11 255V256H10ZM23 255H25V256H23ZM44 257H43V256ZM108 255V256H107ZM123 255V256H122ZM146 255V256H145ZM180 255V254H179ZM259 255V256H258ZM1 256H2V258H1ZM77 256V257H76ZM81 256V257H80ZM92 256H94L93 258H90V257H92ZM105 256V257H104ZM111 256V257H110ZM118 256V257H117ZM119 256H120V258H119ZM139 256V257H138ZM261 256V257H260ZM4 257V258H3ZM56 257V258H55ZM75 257V258H74ZM90 259H89V258ZM99 257V258H98ZM104 257V258H103ZM110 257V258H109ZM143 257H144V259H143ZM150 257V256H149ZM177 257H178V255L176 256V255H174L173 256V259L174 258H176L177 259ZM179 257H181V255L179 256ZM259 257V258H258ZM10 258H11V260H10ZM44 258V259H43ZM85 258V259H84ZM132 258V259H131ZM55 259V260H54ZM84 259V260H83ZM88 259V260H87ZM101 259V260H100ZM113 259H114V262H113ZM263 259V260H262ZM6 260V261H5ZM59 260V261H58ZM65 260V261H64ZM82 262H81V261ZM95 260V261H94ZM133 260V261H132ZM135 260V261H134ZM148 260H150L149 258H148ZM77 261V262H76ZM94 261V262H93ZM117 263H116V262ZM263 261V262H262ZM32 262V263H31ZM40 262V263H39ZM63 262V263H62ZM107 262V263H106ZM138 262V263H137ZM139 264H141V263H139Z\"/></svg>",
	"mask_w": 264,
	"mask_h": 264
}]
</instances>
